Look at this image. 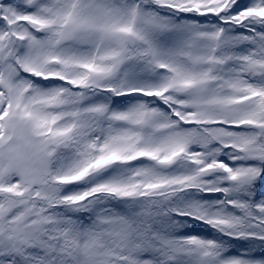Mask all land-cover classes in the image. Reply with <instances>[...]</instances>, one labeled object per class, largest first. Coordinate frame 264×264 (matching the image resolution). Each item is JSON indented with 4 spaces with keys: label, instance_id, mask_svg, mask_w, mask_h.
I'll list each match as a JSON object with an SVG mask.
<instances>
[{
    "label": "snow or ice",
    "instance_id": "snow-or-ice-1",
    "mask_svg": "<svg viewBox=\"0 0 264 264\" xmlns=\"http://www.w3.org/2000/svg\"><path fill=\"white\" fill-rule=\"evenodd\" d=\"M0 264H264V0H0Z\"/></svg>",
    "mask_w": 264,
    "mask_h": 264
}]
</instances>
